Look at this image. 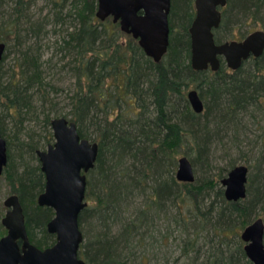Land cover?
<instances>
[{"label":"trees","instance_id":"obj_1","mask_svg":"<svg viewBox=\"0 0 264 264\" xmlns=\"http://www.w3.org/2000/svg\"><path fill=\"white\" fill-rule=\"evenodd\" d=\"M8 1L15 4L17 17L10 24L11 29L17 28L14 35L21 46L20 20L28 17L36 0ZM50 1L54 24L67 25L59 34L56 50L64 53L62 60L74 76L75 89L67 112L54 105L46 109L43 119L49 135L43 145L53 141L51 121L55 117L75 121L80 136L99 145L96 165L87 174L88 205L79 216L84 235L80 254L86 264H151L154 243L168 238L157 235L156 221L168 203L179 209L174 220L186 233L191 230L182 251L191 262L201 258L199 239L208 231L209 250L200 264H253L240 233L258 209L264 216V126H260L249 165L246 198L228 201L220 187L211 199L212 193L204 192L215 189L218 182L199 184L197 178L193 183L179 182L176 170L183 154L192 165L207 159L221 125L253 106L264 111V52L245 60L238 70L228 68L223 58L216 72L194 70L189 29L195 18V0H171L170 44L162 60L155 62L118 23L97 18L98 0H73L66 13L68 0ZM4 2L0 0V6ZM222 14V23L214 30L216 43L227 41L224 27L232 18L234 23H260L264 30V0H227ZM29 22L25 30L40 38L42 24ZM7 56L5 52L2 63ZM44 62L39 45L20 49L19 78L7 85L0 81V92L10 102L8 115L17 114L24 121L23 109L32 108L31 89L42 91L47 86ZM193 90L204 101L203 112H195L188 100ZM0 132L4 137L3 128ZM37 142L31 137L18 143L15 157L12 142L7 141L9 160L3 176L19 196L31 242L45 249L56 242L47 229L55 211L38 204L46 177ZM138 195L146 198L145 204L132 212V201ZM88 225L94 234L90 235Z\"/></svg>","mask_w":264,"mask_h":264},{"label":"water","instance_id":"obj_2","mask_svg":"<svg viewBox=\"0 0 264 264\" xmlns=\"http://www.w3.org/2000/svg\"><path fill=\"white\" fill-rule=\"evenodd\" d=\"M171 0H98L96 16L102 22L112 18L120 29L138 40L145 54L155 62L165 56L170 44ZM227 0H195V18L189 29L191 36V65L194 70L216 72L221 58L231 70H238L250 57L264 52V30L249 33L242 40L216 43L214 30L222 23V9ZM6 43L0 41V66L6 52ZM188 100L197 113L203 112L204 101L198 91L188 94ZM54 143L38 150L41 170L46 177L45 190L38 196L40 206L51 207L55 216L48 223V232L56 236L54 245L45 249L33 244L26 228L23 206L17 194L9 195L2 224L7 234L0 239V264H86L80 254L84 235L79 216L87 207V174L94 169L99 145L82 138L75 121L55 117L51 121ZM7 140L0 132V177L8 164ZM249 168L236 165L222 179L228 201L246 198ZM176 179L193 183L196 180L190 159H178ZM244 251L253 264H264V219L258 217L240 233Z\"/></svg>","mask_w":264,"mask_h":264},{"label":"rangeland","instance_id":"obj_3","mask_svg":"<svg viewBox=\"0 0 264 264\" xmlns=\"http://www.w3.org/2000/svg\"><path fill=\"white\" fill-rule=\"evenodd\" d=\"M73 0H68L63 12L66 13L70 9ZM14 2L5 0L0 6V41L5 42L8 50V56L0 68V81L3 85L9 84L10 81L16 80L20 75V49L32 45L36 48L39 45V51L43 54V69L45 83L47 86L42 91L31 89L32 97L29 110L23 109L24 121L20 120L16 115H8L6 109L9 101L0 92V129L4 130V138L12 142L11 151L15 157L17 156V144L21 141L28 142L31 137L38 143L39 150H45L48 146L43 143L49 135L48 127L44 123V113L46 109H50L54 105V109H59L62 113L70 109V96L75 89V79L72 72H69L65 63L62 60V55L56 50V42L60 35L63 34V29L67 27L65 24L55 25L54 6L50 0H36L28 11V17L20 20V37L22 45L18 44L14 33H17V28H12L10 22L15 19L13 7ZM194 6V3H193ZM195 7V6H194ZM30 19L33 22L41 23L43 32L40 38L36 39L35 34L25 29L31 25ZM112 18H109L111 21ZM230 19L228 26H225L224 40H241L242 35L246 36L258 29H263V26L254 24L249 21H238ZM11 26V27H9ZM11 29V30H10ZM47 30V32H46ZM60 34V35H59ZM4 38V39H3ZM227 66V65H226ZM46 99V102H45ZM45 102V103H44ZM15 109H12L14 112ZM19 118V119H18ZM22 121V122H21ZM260 126H264V111L253 106L247 111L236 116L233 122L221 125L219 135L212 141L209 147V156L207 159L197 161L194 167L197 183H204L206 181H213L214 184H219L213 190L204 193H212L211 199L214 198V193H218L220 187L223 188L222 179L228 176L231 165H249L253 163V153L257 144V135L260 132ZM55 139L50 143H54ZM192 147V145H191ZM185 155V154H183ZM182 155V156H183ZM187 156V155H186ZM180 157V156H179ZM222 176V177H221ZM12 193L11 186L5 176L0 177V224L5 216L7 208L4 206L5 199ZM132 201L131 211L142 208L145 204L146 198L142 195L135 196ZM209 201V200H207ZM179 209L171 203L167 204L166 209L157 216V223L159 232L157 235H167L162 242H155V248L152 250L150 258L151 264H200L205 259L204 253L209 250V232H203L200 236L199 242L202 246V255L198 262H191L192 259L182 255L184 243L191 230L187 229V233L174 220L178 217ZM263 216V210L258 209L254 219ZM95 225V224H94ZM3 226V225H2ZM90 235L94 234L93 226L88 225ZM5 231V233H4ZM242 231V230H241ZM7 234L4 227H0V239ZM193 255V253H191Z\"/></svg>","mask_w":264,"mask_h":264},{"label":"flooded vegetation","instance_id":"obj_4","mask_svg":"<svg viewBox=\"0 0 264 264\" xmlns=\"http://www.w3.org/2000/svg\"><path fill=\"white\" fill-rule=\"evenodd\" d=\"M224 9V8H223ZM223 9H222V12H223ZM223 15V14H222ZM4 174V173H3ZM3 176V175H2Z\"/></svg>","mask_w":264,"mask_h":264}]
</instances>
